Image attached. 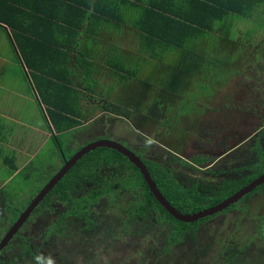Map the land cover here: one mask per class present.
<instances>
[{
	"label": "rangeland",
	"instance_id": "374dc122",
	"mask_svg": "<svg viewBox=\"0 0 264 264\" xmlns=\"http://www.w3.org/2000/svg\"><path fill=\"white\" fill-rule=\"evenodd\" d=\"M261 10L260 13H253L239 18L232 17L228 21L221 22V24L216 23V26L220 27L221 32L228 37L229 41L235 44L233 45L234 48L236 47L235 52L227 58H223L222 55L211 58V47L206 43V49L203 53L205 59H209L210 62L205 63L203 73H200V79L199 77H195L189 88L183 90V99L180 102H176L174 107L169 105L167 109V111H170L169 109L176 108L178 110V115H186L191 112L190 110L195 109L197 110L196 114L205 115L208 119L211 118L216 121L215 126H217V131L210 135L209 140L212 139L216 146L223 143L222 147L225 151L231 150V145L236 144L241 139L248 136L246 144H241L235 149H232L230 154L225 158L226 161L222 160L218 162V165H213L214 171H219L225 164L228 165V167H237V169L240 170L238 177L242 176L241 169L244 170L246 167H248V169L252 168L254 163H261V161L264 163V136L261 141H256V139L251 137L254 130L264 125V111L261 113L252 111V107L261 104L259 102L264 100V97L261 96L260 99L256 98L249 103L245 101L247 102L245 103L247 114L253 116V119H249L247 122L248 127L242 128V126L238 127L233 125L224 132L221 131V126L219 125H222L223 121L228 122L230 118L235 120L236 117L233 115H235L236 110H242L240 108L242 102H238L237 104L235 100H232L233 104L231 110H225L224 104L228 102V100H225L226 97L228 99L230 96L235 97L238 89L240 90L247 85H252L251 91L254 93L257 91L263 92L264 90V78L263 74H261V70L264 72V60L259 59L257 54L256 57L259 60H252L251 51H246L248 56H245L244 59L240 54V51L246 44L254 46L260 44V49L264 47L262 46L264 45V9ZM206 38L215 40L214 37L209 35H207ZM143 39H145L144 36ZM251 49L253 51L254 47ZM144 54L145 53L142 55ZM168 54L170 56L176 55V57L179 58L182 53H179L178 49H173L172 52ZM8 55L11 56V54ZM245 58H248L246 62ZM176 60L175 58V61L166 64L165 67L162 66L161 70L152 73V75L164 79L167 70L166 67L177 65ZM215 60L218 62L217 65L213 62ZM241 60H243L242 63L245 64L237 68L236 71L238 73L232 72L231 67L233 64ZM218 65L226 67L225 69H219ZM134 66L133 64V67ZM128 69L127 67V70ZM9 72L10 69H7L6 73L9 74L10 78L14 79V84H17L18 89L26 87L24 83L23 85L21 84L20 79L17 80L13 74ZM230 73L233 74L232 77H230ZM25 81L26 80H24V82ZM86 84L91 88L94 87L92 81L89 82L86 80ZM215 84L217 85L216 87ZM212 90L213 92L211 93ZM200 94H204L203 97H207L209 94L206 99L207 101H201ZM89 99L90 100L86 102L90 103L92 102L91 100H94L99 103L100 101L99 95L97 94H90ZM196 101H200V106L194 105ZM10 102L12 104L18 103L20 105H25H21L20 107L22 111L27 109L25 113L30 112V110L35 112V114L31 113L29 116L22 118L24 123L23 126L13 128L12 122L9 121V129H12V132L8 134V137H10L9 143L13 148L18 147L23 153V155L19 154L21 164H15L19 165V167L21 166L19 172L15 174L10 172L13 169H1L0 167V172L3 170L0 174V178L3 179L5 183L4 186H6V197L8 198L7 195L12 197L14 193L9 191L15 190L16 194L13 202L18 208L23 207V204L28 201L29 197L32 196V198H34L39 190L61 167L59 155L52 139L55 135L59 139L62 150L66 156L97 140L113 141L126 147L129 146L127 140L130 142L135 141V143L137 140L134 138V131L136 129L129 121L122 117L118 118L119 116L114 114L117 110L113 109L111 106H105L108 109V113H104L102 117H95L92 115L93 113L91 114L90 111H88L90 114H83L80 127L74 129L73 132L56 133L53 131L54 134L51 138V135H47V124L38 107L32 105V102L24 101L20 97L17 101L16 99H12ZM101 107V103L96 106V108ZM92 109L96 111L95 108ZM229 111L231 112L230 114L225 113ZM203 116H197L196 118H201ZM256 116L263 117V122L258 123L259 121H256L258 120ZM231 129H233L232 132H230ZM167 141L173 146L172 148L175 147L177 150L181 149V146L176 141L174 142L171 137H169L168 140L165 139L163 144H161L160 141L159 144L149 145L148 151H145L147 149V142L144 138L140 137L139 140H137V144L140 145L137 149H141V151L145 153L143 154L144 159L157 161L159 164L166 165L167 167L168 164L163 163V160L168 163L169 159L176 158L187 162V154L182 155L179 154L177 150L168 149L166 145ZM255 144L258 146L257 151L251 149ZM9 154L10 157L18 155L15 150H10ZM243 155L245 156L243 157V162L240 163V160H236L237 156ZM230 159L236 160L233 165L227 163ZM12 160L14 161V159ZM170 161L171 160H169V163ZM177 169L178 168H175V170ZM180 169L186 174L182 179L185 183H189L191 180L196 179L205 184V181L208 182V180L216 176L207 175L206 170H197L194 173L196 175L195 177L191 171V167L187 170L186 166L181 165ZM113 170L112 168H104V174L101 175L113 181L116 177L112 175ZM114 172L116 173L117 171ZM248 172L255 171L248 170ZM233 173L234 172L228 175L226 173V176L223 177L226 179L231 178ZM218 178L221 179L222 177H217V179ZM218 181L219 180H211L207 184L215 186L218 184ZM128 199V196L100 199L99 205L96 206L97 210L94 212V216L98 215L100 220L97 233V240L100 241V243L97 241L95 252H92L94 249L92 241L88 245L84 244L82 250L79 244H83L84 242L75 243L74 240L72 243H69L70 239L64 234L53 239L52 235L50 237V242L48 238L45 243V240L42 239L44 237L43 232L51 225L49 224L50 221L55 220L63 210V208L59 207V204L52 202L51 206L55 204V207H57L55 215H52L51 207L48 210L45 209L39 216L33 217V224L30 225L29 228L30 239L34 242L32 247L36 250L38 258L43 260V264H47L49 257L55 258V264H221L222 258L220 253L230 243H235L237 247H243L245 244H252L251 254L253 258L259 256V264H264V232L261 231L260 233L262 224H259L260 219L264 217V188L257 190L252 198L247 199L243 204L234 208L232 211L233 213L229 212L220 215L205 222V224H201L198 227L194 243H189L184 239L177 247H174L169 254L163 256H161L160 253H156L158 250H163L166 239L171 232L170 226H149L145 221L136 222V225L134 224L135 226L133 225L130 227L128 233H125L123 227L125 212H123L122 209L124 210L123 206H126ZM98 212H100V215ZM17 243L18 241L16 240L14 245ZM151 246H153L152 249H154V253L149 254L145 249L151 248ZM5 256V259H9L10 257L8 252ZM20 262L28 264L26 259Z\"/></svg>",
	"mask_w": 264,
	"mask_h": 264
},
{
	"label": "crops",
	"instance_id": "0c3cea01",
	"mask_svg": "<svg viewBox=\"0 0 264 264\" xmlns=\"http://www.w3.org/2000/svg\"><path fill=\"white\" fill-rule=\"evenodd\" d=\"M249 1L0 0L1 169L11 170L15 166V170L12 171L19 172L21 167L15 164H21L19 154L23 155L22 151L18 147L13 148L9 143L8 134L12 132V129H9V121L12 122L13 128L23 126L22 118L31 113L35 114L31 110L25 113L27 109L24 111L20 109L21 105H25L12 104L10 100L17 101L20 97L26 102H32V105L39 108L41 115H45L44 106L32 85V79L22 56L23 52L30 59L31 66L46 70L67 67L70 70L71 81L80 95L79 107L82 116L93 113V116L99 117L100 114L108 113L105 104L113 101L116 105L122 106V102L133 101L137 93L134 85L137 82H145L147 77L153 78L152 73L175 61V58L177 65L166 67L164 79L169 77L177 82L178 79L183 78L185 69L193 70L189 63L191 58H195L193 55L198 58L194 69L197 71L191 72L190 76L196 74L199 77L205 63L210 62L209 59H205L203 53L206 43L211 47V58L217 57L218 50L222 52L227 50L231 43L221 32L220 27L215 25L211 32L202 33L199 38L188 41L182 47L162 44L160 40L142 31L144 29L141 26L149 25L150 28L155 23L160 27L162 23L159 22L161 20H155L159 18L148 10L161 12L165 14L163 15L165 18L167 16L172 20H219L221 16L220 20L223 22L232 17L239 18L260 13L261 9H264V0H261L252 12L243 15L235 12L241 8L246 9ZM207 35L214 37L215 40L207 39ZM173 49H178L179 53H182L179 58L168 54ZM56 52L67 54L65 65L59 64L63 58L61 53L59 55ZM143 53L145 54L142 55ZM119 67L124 73L122 71L120 74L117 73ZM127 67L130 70H127ZM84 68L90 70L88 77L83 72ZM7 69H10L9 73H12L17 80L20 79L21 84L24 83L26 87L18 89L14 79L6 73ZM129 72L134 74L129 76ZM86 80L92 81L94 87L88 86ZM90 94L99 95L101 108H96L99 103L95 104L94 100H91L92 103L86 102L90 100ZM47 135L50 136L48 129ZM10 150H15L18 155L10 157ZM2 172L3 170L0 174ZM4 185L3 179L0 178L1 190L6 189Z\"/></svg>",
	"mask_w": 264,
	"mask_h": 264
},
{
	"label": "flooded vegetation",
	"instance_id": "af4514ba",
	"mask_svg": "<svg viewBox=\"0 0 264 264\" xmlns=\"http://www.w3.org/2000/svg\"><path fill=\"white\" fill-rule=\"evenodd\" d=\"M233 45H235V44L230 43V45L228 46V49L223 51V52L218 50V52L216 53V56L222 55L223 58L231 56L236 50V47L234 48ZM259 46H260V44H258L256 46L246 44L244 46V48L240 51L241 57L244 59L245 56L246 57L248 56L246 51H251L250 54H252V58H253L252 60H259V59L264 60V47H263V49L262 48L260 49ZM262 46H264V45H262ZM252 47H254L253 51L251 49ZM223 49H221V50H223ZM256 54L258 55L259 59H257ZM193 56L195 58H191V60L189 61L190 65H192V67H193V70L185 69L183 78L178 79L177 82H176V80L175 81L171 80V78H169V77H168V79H163V78L155 77L154 75L151 74L153 76V78L147 77L145 82H137L134 85V89L137 91V93L135 94L133 101H128L126 103L122 102V106L116 105L113 101L108 103V104H105V105L111 106L113 109L117 110L114 114H117V116H119L118 118L122 117L125 120L130 122V124L136 129L134 131V133H135L134 138L135 139L139 140L140 137L145 139V141L147 142V149L145 151H148L149 145L159 144L160 141H161V144H163L165 142V139L168 140V138L171 137L174 142L176 141L181 146L180 148L182 150L181 149L177 150L175 147L172 148L173 146L170 145L168 141L166 142L167 148L172 149L174 151L177 150V152L179 154H182V155L187 154V158H188V160H186L187 162L181 161V160L176 159V158L169 159V160H171L170 163H169V160H168V163L163 160V163L168 164V167H169L168 168L166 165L159 164L157 161L144 159L143 154H145V153L143 151H141V149H139V150L137 149L140 146L139 144H137V140H136V143H135V141L130 142L129 140H127L128 144H129L128 147L121 144L122 146L126 147L128 150L133 152L139 158V160L142 162V164L146 167L148 173H149V170L147 168V164L151 165L152 163H154L155 165L159 166L160 169H162V171H164V173L166 175L167 174L170 175V177L173 179V181H175L177 184H179L183 188L195 189L204 198L207 197L209 199H212V198L217 196V190L220 188V185L223 184L222 183L223 181H225V180L231 181V180L235 179V180H239V183H240V178L243 179L244 177L246 178L249 175L248 167H246L244 170L241 169V175H242L241 177H238V173H240V170L237 169V167H231V166L228 167V165L225 164L224 166H222V168L219 171H216V170L214 171V168H213V165L214 166L218 165V162H221L222 160L226 161L225 158L230 154V151L232 149H235L236 147H238L241 144L242 145L246 144V142L248 140V138H247L248 136L246 138L241 139L236 144L231 145V147H230L231 150L225 151L224 148L222 147L223 143H220L218 146H216L212 139L209 140L210 135H212L213 133H215L217 131L216 130L217 126H215L216 121H214L211 118L208 119V117H205V115L203 116L201 114H196L197 110H195V109L190 110L191 112L186 114V115H178V110L176 108H172V109H169L170 111H167L169 105H172L174 107L176 102H180L183 99V90L184 89L187 90V88H189L191 82L193 81V78L195 79V77H197V76H190L191 72L195 73V71H197L194 69H196L195 66L197 65L196 62H197L198 58H196V55H193ZM247 59L245 58V62ZM240 62H236L233 64V66L231 67L232 72L238 73L236 71L237 68L238 67L240 68V65L245 64V63H242L243 60H241ZM217 63L218 62L215 61L216 65H217ZM225 67L226 66L218 65L219 69H223V68L225 69ZM233 69H234V71H233ZM202 73H203V71H202ZM261 74H263V78H264V72H262V70H261ZM232 76H233V74L230 73V77H232ZM200 77L201 76H199V79H200ZM216 84H215V87L217 86ZM251 86L252 85H247L246 87H242L240 90L238 89L237 95L235 97L230 96L229 99L227 97L225 98V100H228V102L224 104L225 110H231V107L233 104L232 100H235L237 104H238V102H242L240 104V108L242 110H239V109L236 110L235 115H233L234 117H236L235 120H232L230 118V120L228 122L223 121V124L219 125V126H221V131L225 132V130L227 128H231V126H233V125L238 126V127L242 126V128L248 127L247 122L249 119H253V116L251 114H247V111L245 110V105H246L245 103H247V102L249 103L250 101L255 100L256 98L260 99L261 96L264 97V90H263V92L257 91L256 93H254L253 91H251ZM212 92H213V90L211 91V93ZM203 95L204 94H200V96H201L200 100L201 101H205L207 99V97L209 96V94L207 97H203ZM211 96H212V94H211ZM245 101H247V102H245ZM199 102L200 101H196L194 103V105L200 106ZM90 103H92V102H90ZM259 103H261V104H258V105H255L252 107L253 112L261 113L262 111H264L263 110L264 109V100H261ZM95 104H97V102H95ZM128 107H129V109H127ZM229 107H230V109H229ZM250 109H251V107H250ZM225 113L230 114L231 112L229 111V112H225ZM102 116H104V115L100 114L99 117H102ZM197 116H199V117L203 116V117L196 118ZM256 117L258 118V120H256V121H259L258 123L263 122V117H261V116H256ZM137 130H138V132H137ZM232 131H233V129H231L230 132H232ZM136 132H137V134H136ZM226 135H227V133H226ZM263 136H264V125L259 126V128L254 130L252 132V135H251V137L256 139V141H261ZM228 140H229V138H228ZM149 141L151 143H149ZM132 144H134V145H132ZM257 148H258V146H257V144H255L254 147H252L251 149L257 151ZM188 154H190V155H188ZM72 156H70L69 158H65V156L62 154V157L61 158L59 157L61 167ZM243 157H245V156L244 155L243 156H237L236 160H240V163H241V162H243ZM158 159H159V157H158ZM126 160H127V163L121 162L119 159L115 160V161L113 160L111 162V165H108V167L103 166V164H105V163L101 162L100 167L97 165H94V166H92L91 170H93L94 173H98L101 175V174H104V168H107V169L112 168V169H114L113 173H112V175H114V176L118 177V176H122L124 174L127 175V171H130L129 165H133V164L130 163L127 158H126ZM236 160L230 159L227 163L229 165H233ZM181 165L186 166L187 170H189L191 167V169H192L191 171L193 172V175L195 177H196V175L194 173L197 170H202V171L206 170L207 171L206 174L210 175V176L216 175L215 177H213L211 179L208 178V179H210V180H208V182L211 180H213V181L219 180L217 182L218 184H216L215 186H211V184H207L208 183L207 181H205L206 183L203 184L202 181L200 182L199 180H196V179L191 180L189 183L183 182L182 179L185 177L186 174H185V172H182V170L180 169ZM175 168H178V169L175 170ZM114 171H117V172L115 173ZM232 172H234V173H233V176L231 178L226 179L223 177V176H226L225 175L226 173L228 175V174H231ZM13 173L17 174L18 172H13ZM139 173H140V171H139ZM101 176H103V175H101ZM142 177H143V175H142ZM217 177H222V178L217 179ZM262 185H264V184H262ZM262 185H260V187ZM82 186H83L82 190H80L79 193L75 194V197L78 198V197L82 196V194H86L85 192H87V191L89 192L92 190L93 187H95V185L93 183H91V184L83 183ZM257 188H259V187H257ZM257 188L254 189L248 195L243 196L241 199H239L237 202L230 205L229 207H227L223 211L218 212L216 214H213L212 216H207V217H211L210 219H207L205 221H201L203 219L202 218V219L198 220L197 222H194V223H198L197 224V230H198V227L201 224H205V222H208V221H210V220H212V219H214L220 215H224V214L229 213V212L233 213L232 211L234 208H237L238 205L243 204L247 199L252 198L255 195V192L257 190H261L264 187H262L260 189H257ZM4 190H6V189L4 188ZM9 192H11V193L13 192L14 195L12 197H10V195H7L8 196V198H7L6 197L7 193L0 189V243L4 239L8 230L12 227V225L19 218L20 214L27 207L26 206V207L18 208L16 206V204H14V202H13L15 200L14 196L16 194V191L10 190ZM8 194H10V193H8ZM231 195H229L228 197H230ZM228 197H226V198H228ZM225 199H223V200H225ZM53 200L55 201L54 203L59 204V207L63 208V210L60 212L59 216L55 220H52L49 223L51 225H52V223L54 224L53 232H52V235H53L52 239L60 236L58 234L57 230H55L56 229L55 225L58 221L63 220V222H61V225H63L62 230L60 231L61 235L64 234L66 237H68L70 239L69 243H72L74 240H75V243L84 242L83 244H79L82 247V250H83L84 244L88 245L92 241L94 244V249L92 252H95L96 251L95 246L97 245V241H98L97 240V233H98L100 221L90 223V221L80 220L78 218V216L75 215V213L79 212V208L75 207L72 204V202L67 201L66 204L62 205V203L57 202L58 197L53 198ZM223 200H221L220 202H222ZM99 203H100V198L98 200V203H96V204L93 203L91 205L89 204L90 211L94 213L95 210H97L96 206L99 205ZM36 208L31 213V215L28 217V219L22 224V226L16 231V233L9 239L7 244L0 250V264H20V261H23V259H26L27 263H29L28 262L29 260L32 261V264H33V262H36V258H38V255L36 254V250L33 249L34 247L29 246L31 243H32V245H34V242L31 241L30 236H29L30 235L29 228H30V225L33 224L32 219L35 216H39L42 212L41 210L36 212L35 211ZM205 209H208V208H205ZM56 211H57V207H55V204H54L52 206V215L53 216L55 215ZM204 218H206V217H204ZM134 224L136 225V223L129 225L128 229L124 230V232L128 233L130 227H132ZM186 224H189V223H186ZM259 224H262V228L260 229V233H261V231L264 232V217H262L260 219ZM147 225H149V226H152V225L170 226L171 232L173 229L171 225L159 224L156 222L155 219L150 220V221L148 220ZM197 230L195 232L196 234H197ZM24 231H25V233H24ZM196 234H195V239H196ZM183 236H185V235H183ZM169 237H170V234L166 239L165 246L163 247V250L162 251L158 250V252H157V253L161 254L164 251H168V253L161 254V256L169 254L171 252V250H173L174 247H177L184 239L186 241H188L189 243L195 242V239H194V241H191L187 237H183L180 240V242L176 243L175 245H172L174 243H172L169 240ZM16 240L18 241V243L16 245H14V242ZM24 242H26L27 246H29V249L32 251L33 257H29L28 255H26L28 257V259L25 258V255H24L25 243ZM98 243H100V241H98ZM251 246H252V244H245L243 247H237V244L230 243L220 253V256L222 258L221 264L224 263L226 254L228 252H231L235 248L237 250H239L241 248L246 249L247 257L250 259V264H259L260 257L258 256V257L253 258V255L251 254V250H252ZM152 247L153 246H151V248H146L145 251L147 250L148 251L147 253H149V254L154 253V249H152ZM7 252H8V255L10 256L9 259H5L6 258L5 255L7 254Z\"/></svg>",
	"mask_w": 264,
	"mask_h": 264
},
{
	"label": "trees",
	"instance_id": "16d2710c",
	"mask_svg": "<svg viewBox=\"0 0 264 264\" xmlns=\"http://www.w3.org/2000/svg\"><path fill=\"white\" fill-rule=\"evenodd\" d=\"M261 0H250L246 9H238L235 12L237 14H246L247 12H252L253 8L258 7L257 3ZM225 7V6H223ZM155 17L161 20L162 22L160 27L153 23L149 28L141 26L142 31H145L153 38L158 39L162 44L170 45L172 47H182L188 41L199 38L204 32H211L216 25V23L221 22V16L219 20H172L165 14L157 11H151ZM179 34V35H178ZM178 35V36H177ZM63 58L59 62L60 65H65L67 61V54L62 52H56ZM24 61L29 71L30 78L34 89L37 92L38 99L41 104L44 106L43 117L48 124V131L50 137L56 133H66L73 132L74 129H77L81 126L82 113L79 107L80 95L71 81L70 70L67 67L63 68H52V70H46L45 68L38 66H31L29 63V58L25 52L22 53ZM86 65L87 62H83ZM117 73L120 74L121 71L124 73L122 68H117ZM84 74L88 77L90 70L83 69ZM134 74V72H133ZM132 72H129V76L133 75ZM124 77V76H122ZM125 78V77H124ZM88 88V87H87ZM52 130V132H51ZM57 153L61 158V153L65 158H69L73 155L74 152L66 156L60 145V141L55 135L53 138ZM120 160L121 162L127 163L125 157L120 155L114 150L107 148H99L94 151L89 152L84 155L77 164L61 179V181L56 184V186L45 196V198L40 202L36 208V212L48 210L52 208V202H55L53 198L58 197V201L63 204H66L67 201L72 202L75 207L79 208V212L75 213L80 220H86L92 222L100 221L98 215L94 216V213L90 211L89 204L98 203L99 198H116L128 196L129 199L126 203V206H123L122 209L124 214V230L128 229L129 225L138 222H148V220H156L159 224H169L172 226V232L170 233L169 240L174 243L180 242L183 237H187L189 240L194 241L195 232L197 230L198 223H182L175 220L171 215H169L164 208L156 201L152 193L149 191V188L144 181L142 175L136 169L135 166H130V171H127V175L116 176L113 181L105 176H101L98 173H94L91 170L92 166L97 165L101 166V162H104L103 166L108 167L111 165V162L114 160ZM15 166L12 168L15 170ZM151 179L153 180L156 188L162 194V196L179 212L182 214H193L198 211H201L205 208L213 207L217 205L221 200L225 199L231 194H234L242 187L246 186L255 178L259 177L264 173V163H254L252 168H249V175L245 178H240L239 180L223 181L220 188L217 190V196L209 199L204 198L198 191L195 189L183 188L177 184L170 175H166L159 166L154 163L147 164ZM14 172V171H10ZM241 177V176H240ZM83 183L91 184L93 183L95 187L91 191L85 192L80 197H75V194L79 193L82 190ZM45 184V182H44ZM264 187L259 186L260 189ZM5 191L4 189H2ZM32 196L28 198V201L23 204V207L29 205L32 200ZM44 208V209H43ZM50 211V210H49ZM100 215V212H98ZM211 217L203 218L201 221L210 219ZM63 220L58 221L55 225L57 232L61 235V230L63 225H61ZM54 224L50 225L43 232V238L45 243L47 239L52 236ZM52 229V230H51ZM185 235V236H183ZM24 247L25 258L33 257L32 251L29 249V246H32V243L27 246L26 242ZM168 253L164 251L161 254ZM158 254V253H156ZM55 259V258H54ZM60 260V259H58ZM28 261V260H27ZM28 264H31L32 261H28ZM20 264H23L20 262ZM33 264H43V260L36 258V262ZM223 264H250V259L247 257V251L244 248L237 250L233 249L231 252H228L225 257Z\"/></svg>",
	"mask_w": 264,
	"mask_h": 264
},
{
	"label": "water",
	"instance_id": "95a60500",
	"mask_svg": "<svg viewBox=\"0 0 264 264\" xmlns=\"http://www.w3.org/2000/svg\"><path fill=\"white\" fill-rule=\"evenodd\" d=\"M99 148H107L116 151L123 157H126L130 163H132L143 175L144 181L146 182L149 191L152 193L156 201L163 207L169 215H171L174 219L183 222V223H193L198 220L212 216L218 212L223 211L230 205L237 202L243 196L248 195L254 189L264 184V173L259 177L252 180L246 186L239 189L237 192L232 194L230 197L226 198L222 202L217 205L210 207L208 209H204L202 211L193 213V214H182L175 210L166 199L161 195V193L156 188L153 180L150 177L146 167L142 164L139 158L126 147L121 144L113 141L107 140H97L92 143L85 145L76 151L73 156L65 162V164L49 179V181L39 190L36 196L31 200L26 209L20 214L19 218L12 225V227L8 230L4 239L0 243V250L7 244L9 239L16 233V231L22 226V224L28 219L34 209L40 204V202L45 198V196L58 184L61 179L69 172V170L86 154L91 151H94ZM62 157V153H61Z\"/></svg>",
	"mask_w": 264,
	"mask_h": 264
},
{
	"label": "clouds",
	"instance_id": "9594fccd",
	"mask_svg": "<svg viewBox=\"0 0 264 264\" xmlns=\"http://www.w3.org/2000/svg\"><path fill=\"white\" fill-rule=\"evenodd\" d=\"M149 143H151V142L149 141ZM47 264H55L54 258L49 257L48 260H47Z\"/></svg>",
	"mask_w": 264,
	"mask_h": 264
}]
</instances>
